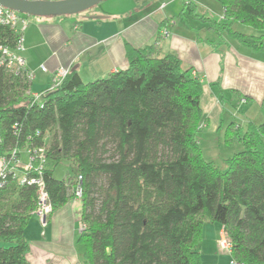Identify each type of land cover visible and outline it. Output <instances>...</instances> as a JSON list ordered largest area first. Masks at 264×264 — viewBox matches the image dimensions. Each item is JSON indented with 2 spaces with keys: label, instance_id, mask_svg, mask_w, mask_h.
<instances>
[{
  "label": "trees",
  "instance_id": "obj_1",
  "mask_svg": "<svg viewBox=\"0 0 264 264\" xmlns=\"http://www.w3.org/2000/svg\"><path fill=\"white\" fill-rule=\"evenodd\" d=\"M216 1L222 18L199 12L193 0L183 1L181 14L220 39L204 38L211 45L226 37L264 52V0ZM236 21L258 35L234 28ZM19 31L0 24V44L16 51ZM156 45L125 44L127 66L90 82L70 68L61 84L41 90V103L26 92L32 81L25 73L0 67V157L44 147L42 180L53 210L76 199L71 189L80 176L86 228L77 242L86 264H202L210 221L218 223L216 248L217 232L226 230L227 264H264V120L244 130L228 122L225 143L242 148L225 169L206 159L197 139L207 126L201 79L175 54L156 55ZM62 160L68 172L58 179L54 167ZM0 183V264H29L24 232L36 187L11 173Z\"/></svg>",
  "mask_w": 264,
  "mask_h": 264
},
{
  "label": "crops",
  "instance_id": "obj_2",
  "mask_svg": "<svg viewBox=\"0 0 264 264\" xmlns=\"http://www.w3.org/2000/svg\"><path fill=\"white\" fill-rule=\"evenodd\" d=\"M120 1L113 0L114 5ZM155 1L126 0L127 9H112L111 15L107 7L101 6L97 13L108 16L99 20L89 14L83 17L26 16L29 25L23 33V54L27 67L36 69L31 90L41 91L49 86L59 66L73 68L84 82L101 78L127 66L125 44L144 47L157 43L156 55L175 54L183 69H191V73L201 79V107L207 126L210 117L215 118L217 126L223 124L225 106L218 94L220 90L223 94L229 87L235 91L240 89L236 83L237 76L245 82L239 100L250 97L261 103L264 95V54L258 56L245 48L241 52L226 37L221 39L223 43L220 45H211L204 38L215 40L216 35L205 24L184 17L186 12L181 14L184 0H181V8L177 12L172 9L173 0L161 2L152 9L148 7ZM202 1L210 9L202 12L222 18L221 5ZM191 23L194 28L190 27ZM41 65L45 66V71L40 69ZM80 211L81 202L70 199L52 211L46 227H41L39 219L32 222L30 218L24 232L30 244L26 261L29 264H86L82 257L83 247L76 241ZM215 229H212L211 236L214 247Z\"/></svg>",
  "mask_w": 264,
  "mask_h": 264
},
{
  "label": "rangeland",
  "instance_id": "obj_3",
  "mask_svg": "<svg viewBox=\"0 0 264 264\" xmlns=\"http://www.w3.org/2000/svg\"><path fill=\"white\" fill-rule=\"evenodd\" d=\"M131 1V0H130ZM144 2V0H142ZM150 1V0H149ZM174 2L171 4L172 9L177 12L181 8V0H173ZM198 5H199V11H205L208 10L209 5H207L205 2L202 0H195ZM208 3H213V4H219L216 0H205ZM161 2H167V0H157L155 3H151L148 5V7L155 8V6L159 5ZM115 2L113 0H103L98 3V5L92 6L88 8L85 11L68 15L69 17H83L84 15L89 14L90 16L93 15H104L106 16L107 14L99 12V8L102 6V8L105 6L107 7L106 10L112 13V9L121 11L125 8L128 4L126 3V0H121L118 4L114 5ZM220 5V4H219ZM164 6V4H163ZM162 6V7H163ZM207 6V7H206ZM210 10V9H209ZM208 10V11H209ZM108 16V15H107ZM27 17H31L30 15H27ZM51 18V17H48ZM198 22V21H196ZM234 28L238 29L244 34H249V35H258L259 31L254 29L251 26H245L242 23L236 21L233 24ZM229 40L230 44L235 46V48L241 52H243L244 48L247 50H250L253 54L255 55H260L264 54V52H254L252 48H249L248 46L246 47L242 43H240L237 40L227 38ZM25 52V51H24ZM23 52V53H24ZM24 55V54H23ZM69 67V66H68ZM70 70V67H69ZM34 71V76H35V71L36 69H33ZM237 73V72H236ZM239 75V73H238ZM34 78V77H33ZM206 82V81H205ZM236 83L239 84L240 89L237 91L231 89L232 87H227L228 89L222 94V90H220V99L223 100L222 104L225 106V110L223 112V125L220 129H217V122L215 118L210 117V122L206 128H202L201 131L197 134V139L199 141L200 149L201 152L203 153V156L206 159L212 160L216 165L220 166V168L225 169L226 168V158H228L230 155L240 151L242 148V145L239 143H232V144H226L224 140V130L226 129L225 126L228 124V122L233 121L236 123V125H241V128H244V125L246 124L247 120H253L256 123L262 122L264 120V104L259 103L258 100L255 99H249V101L244 102L243 100H239V95L243 93L241 89H245L244 85V79L241 78L240 76L236 77ZM35 88V87H34ZM243 97V96H242ZM204 125V124H203ZM22 160H26L25 157H22ZM1 160H0V167H1ZM50 166L53 165L51 162L49 164ZM68 172V163L65 160L60 161L58 165L54 167V176L58 179L66 177L65 175ZM73 178V177H72ZM67 179V178H66ZM53 209L51 210L52 213ZM51 213L47 217V224L49 222V218L51 216ZM31 221L36 222L37 221V216L31 215ZM82 224V222H80ZM46 224V225H47ZM42 227V226H41ZM83 227V226H82ZM218 227V223L215 222H206L203 226V236L201 239V260L202 264H227V254L223 253L222 250H219L217 246L216 250V244L215 247L213 246V242L211 241V236H212V229ZM86 227H83V229L80 231L79 227V233L85 230ZM78 233V234H79ZM78 238V237H77ZM77 241V239H76ZM221 247V246H220Z\"/></svg>",
  "mask_w": 264,
  "mask_h": 264
},
{
  "label": "built area",
  "instance_id": "obj_4",
  "mask_svg": "<svg viewBox=\"0 0 264 264\" xmlns=\"http://www.w3.org/2000/svg\"><path fill=\"white\" fill-rule=\"evenodd\" d=\"M0 24L7 25L11 27H20V31H23L28 26V21L24 15H19L16 11L12 9H7L0 5ZM23 35L17 41L15 47L16 51L9 49L8 47L0 44V67L8 70L9 72L13 71L14 73H25L26 79L32 81L34 77V71L27 67L26 58L23 55L17 53V51L24 50L22 44ZM42 71H45L46 68L44 65L40 66ZM69 67L59 66L52 76V80L48 86V89H53L57 85L61 84L66 75L68 74ZM27 93L31 94L33 102L41 101V91H29ZM41 103V102H40ZM45 148H28L27 146L24 149H15L13 150L8 157H0L1 167H0V182L5 179L7 173L17 175L19 177V182L22 184L34 185L36 187L37 193V206L32 211V214L38 217L39 223L42 227H46L47 217L51 213L52 204L48 200V192H46L44 181L42 180L43 169L46 167V159H44ZM25 157L26 160H22V157ZM76 183L73 185L71 191L74 193V198L79 199L82 195L81 189V180L80 176L75 179ZM2 183H0L1 185ZM86 227L83 223H80V231L83 227ZM217 246L219 250L229 249V241L227 238L226 230L223 228L219 229L217 232ZM221 246V247H220ZM229 264H236L232 260Z\"/></svg>",
  "mask_w": 264,
  "mask_h": 264
},
{
  "label": "water",
  "instance_id": "obj_5",
  "mask_svg": "<svg viewBox=\"0 0 264 264\" xmlns=\"http://www.w3.org/2000/svg\"><path fill=\"white\" fill-rule=\"evenodd\" d=\"M103 0H0V5L17 13L39 17H54L72 15L98 5ZM104 15H93L100 19Z\"/></svg>",
  "mask_w": 264,
  "mask_h": 264
}]
</instances>
